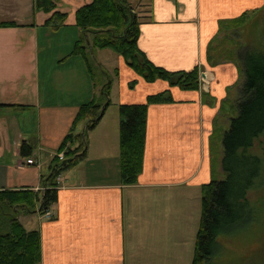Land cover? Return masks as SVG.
I'll return each mask as SVG.
<instances>
[{
  "label": "crops",
  "instance_id": "0c3cea01",
  "mask_svg": "<svg viewBox=\"0 0 264 264\" xmlns=\"http://www.w3.org/2000/svg\"><path fill=\"white\" fill-rule=\"evenodd\" d=\"M54 1L67 13L59 29L67 25L71 32L59 38L49 59L41 43L58 38L44 26L51 13L35 8V0H0V22L16 23L0 26V190H44L43 178L80 105L100 100L110 76L102 60L108 61L105 48L95 59L108 75L99 73L95 81L83 57L71 54L82 37L75 11L90 0ZM135 7L144 17L138 46L147 59L169 71H206L209 91L200 84L182 89L162 79L147 82L122 56L111 57L117 85L112 79L111 104L89 131L86 157L58 177L52 217L31 212L36 215L31 230L40 234L39 264L192 262L185 236L194 233V218L183 203L224 174L222 134L237 110L244 77L236 61L210 64L208 47L222 21L243 18L235 29L241 43L250 34L247 26L256 23L264 30L257 19L264 0H137ZM87 39L90 43L92 36ZM166 90L173 101L148 107L143 170L135 184H122L119 105L143 103ZM24 141L32 147L29 157L21 154ZM30 157L35 164L26 162Z\"/></svg>",
  "mask_w": 264,
  "mask_h": 264
},
{
  "label": "trees",
  "instance_id": "16d2710c",
  "mask_svg": "<svg viewBox=\"0 0 264 264\" xmlns=\"http://www.w3.org/2000/svg\"><path fill=\"white\" fill-rule=\"evenodd\" d=\"M145 6V5H141ZM35 8L51 16L44 26L58 30L64 25L67 13L57 10L54 0H35ZM142 15L131 0H90L75 11L76 26L82 37L75 43L71 54L80 55L86 62L93 81L99 73L108 75L94 57L96 48H110L122 56L126 64L147 82L166 80L182 89L199 88L200 69L169 71L154 65L139 49L138 38ZM243 18L221 22L219 35L208 47V61H236L244 76L237 102V110L222 134L221 168L226 177H214L201 187L202 212L191 264H210L216 253L217 238L235 230L254 212L248 198L249 191L264 185V53L242 47L236 34ZM13 21L0 26H15ZM91 35L90 43H87ZM112 78L103 85L100 100L80 105L69 132L65 135L51 163V172L43 178L44 190H0V264H39L41 243L38 230H27L19 220L21 212L44 214L57 202L58 177L86 157L89 131L101 120L111 104ZM132 88L135 81L129 84ZM173 101L169 91L149 95L145 102L120 104L119 165L122 184H135L143 170L146 144L147 111L150 104ZM85 124L84 130L79 126ZM258 143L261 153L251 152ZM21 154L29 157L32 147L23 142Z\"/></svg>",
  "mask_w": 264,
  "mask_h": 264
},
{
  "label": "rangeland",
  "instance_id": "374dc122",
  "mask_svg": "<svg viewBox=\"0 0 264 264\" xmlns=\"http://www.w3.org/2000/svg\"><path fill=\"white\" fill-rule=\"evenodd\" d=\"M132 2L137 6V0H132ZM138 8L139 7H137V9ZM257 19L264 25V14ZM67 27L68 26L66 25L63 30H60L62 27H60V29L58 30L50 29L51 34L55 35L58 38L47 41L46 43H41V47L43 49L48 48L47 54L49 59L55 57L56 49L59 44L58 40H60L59 38L68 35L70 36L71 31L68 30ZM260 29L261 28L256 25V23L247 26L246 31L250 32V34H245V36L242 37L243 43L240 42L242 44V47L244 45H248V48H251L256 52L264 53V30ZM244 40H247V42L245 43ZM100 49L101 48H96L94 50V57L101 51ZM103 53L104 57H106V59L108 60L105 61L104 59H102L104 62L103 64L105 65V68L108 69L110 77L114 80L116 86L118 78L116 76L117 73L114 72V67H116L117 64L115 60L111 59V57H118V54L110 48H105V50H103ZM99 58L103 57L100 56ZM242 81H244V77ZM114 101L118 102V99H116V94ZM111 107L116 106L112 105ZM111 107L110 111L116 109ZM232 111L235 113L234 110ZM262 138L263 139L260 140L258 139L257 142L263 141L264 137ZM250 151L257 154L261 153V150L258 147V143L253 148H251ZM225 177L226 175L224 174L222 176L218 175L217 179L222 180ZM248 198L252 204L254 212L249 216L246 215L235 230L218 236L216 253L211 258L210 264H264V185L262 184L252 188L248 193ZM183 204L186 208H189V211L190 213L192 212L194 218V233L192 232L186 234L185 236V240L193 247L191 249L193 254L202 212L201 192H199L198 197L196 196L195 192L192 193V199L185 200ZM18 217L27 230H31L33 228V221L36 220L35 214L31 212H21ZM137 232L140 233V231L138 230ZM138 233L137 240L141 238V234ZM142 239L143 238H141V240Z\"/></svg>",
  "mask_w": 264,
  "mask_h": 264
},
{
  "label": "built area",
  "instance_id": "2783aa9c",
  "mask_svg": "<svg viewBox=\"0 0 264 264\" xmlns=\"http://www.w3.org/2000/svg\"><path fill=\"white\" fill-rule=\"evenodd\" d=\"M211 78L208 76L206 71H200V78H199V84L200 87L204 90V91H209L210 88V82H211ZM57 156L62 159L64 157V152H57L56 153ZM26 162L28 164H35L36 161L34 158H27ZM42 217H47L50 218L52 217L53 213L51 212V210H47L44 214H40Z\"/></svg>",
  "mask_w": 264,
  "mask_h": 264
},
{
  "label": "water",
  "instance_id": "95a60500",
  "mask_svg": "<svg viewBox=\"0 0 264 264\" xmlns=\"http://www.w3.org/2000/svg\"><path fill=\"white\" fill-rule=\"evenodd\" d=\"M87 43H89V41L87 40Z\"/></svg>",
  "mask_w": 264,
  "mask_h": 264
}]
</instances>
